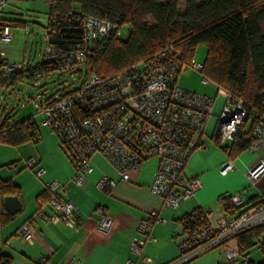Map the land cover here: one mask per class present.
Listing matches in <instances>:
<instances>
[{
  "label": "built area",
  "instance_id": "2783aa9c",
  "mask_svg": "<svg viewBox=\"0 0 264 264\" xmlns=\"http://www.w3.org/2000/svg\"><path fill=\"white\" fill-rule=\"evenodd\" d=\"M6 4V0H0V14ZM66 19L79 25L80 37L58 42L55 38L57 28L52 35L46 33V48L40 65L10 64L0 49V89L3 81L20 72L29 76L35 86L41 79L77 68L83 73L88 61L99 56L112 38L120 37L118 23L112 20L80 12L69 14ZM26 30L31 31L29 25H26ZM11 40L10 24L2 25L0 44ZM202 68L203 64L195 59L190 64H175L169 49H166L114 76L102 77L91 70L81 85L71 91L60 95L49 92L30 94L25 103L32 102L37 106V114L41 115L40 126L33 117L26 119L38 129L46 127L57 134L60 147L74 166L73 182L79 186L93 170L91 159L95 154L103 155L127 181L130 179L129 170H140L143 162L157 157L159 165L151 192L162 198L164 206L176 209L201 186L199 177L188 178L184 170L191 154L204 148L201 138L216 102L215 97L180 86L178 78L183 69L201 71ZM204 82L213 83L207 78ZM216 87L217 93L224 98L216 139L218 146L224 148L235 140L240 127L248 119V113L242 100H235L229 91ZM16 123L12 118L9 120L10 127ZM252 136L254 141L249 149L256 150L264 144V116L254 123ZM25 165L37 176H42L45 171L35 157L28 158ZM233 169V163L227 161L222 165L221 173L226 175ZM263 174V161L257 162L246 173L251 181L258 180ZM115 184L114 180L103 176L97 186L106 189ZM69 192L68 183L58 180L47 182L45 203L50 212L40 208L36 216L52 223H64L70 228L76 227L79 208L69 197ZM217 200L226 210L217 226L209 222L207 213L200 208L188 214L185 238L179 243L180 256L172 264L191 261L216 246L225 247L226 260L220 264H251L249 258L230 248L227 241L243 231L264 225V194L246 205L238 194L221 195ZM1 209L0 193V212ZM199 216L203 217L201 221ZM165 221L159 210L148 213L138 227L145 239H134L130 248L138 258L124 264L150 261L142 253V248L147 241L155 240L151 234L152 224ZM114 224L115 219L104 214L96 229L109 234ZM36 226L34 219L29 220L17 234L26 242L33 243Z\"/></svg>",
  "mask_w": 264,
  "mask_h": 264
},
{
  "label": "crops",
  "instance_id": "0c3cea01",
  "mask_svg": "<svg viewBox=\"0 0 264 264\" xmlns=\"http://www.w3.org/2000/svg\"><path fill=\"white\" fill-rule=\"evenodd\" d=\"M1 17L9 22L15 19L5 17L3 13ZM211 88L207 86L199 92L214 98ZM221 108L215 105L201 138L204 148L195 150L185 166L186 176L199 177L201 186L176 209L164 206L162 198L151 192L159 165L157 157L143 162L140 170H129L130 179L127 181L103 155L95 154L91 159L93 170L86 175L84 184L79 186L73 182L75 169L72 162L57 142L53 147H47L40 128L38 142L29 140L16 147H19L21 156L23 153L26 157L30 155L29 158L39 157L40 166L45 170L43 175L37 176L32 170L12 171L9 175L0 172L2 180H10L18 186L17 192L7 191L1 195L0 254L9 256L12 264H40L41 261L45 264H124L138 258L130 248L134 239H145L138 230L140 222L152 210H159L166 221L152 224L151 234L155 240L147 241L142 248V253L150 259L144 264L176 262L180 256L179 243L186 234L183 223L185 215L200 208L207 213L209 222L217 226L218 220L226 213L217 200L219 196L238 194L246 205L264 194V174L256 181L249 180L246 175L257 162H264V144L256 150L247 149L232 156L230 150L219 147L216 131ZM250 124L251 120H248L244 128H249ZM28 145H34V148L28 150ZM18 161L14 160L13 163L16 165ZM227 161L233 163L234 169L223 175L221 167ZM103 176L116 184L106 189L99 188L97 183ZM52 179L68 183L70 187L69 197L79 208L78 224L74 228L36 216L40 208L50 212L45 203L46 183ZM104 214L115 219L109 234L96 229ZM33 219L37 225L34 241L28 243L17 233L25 222ZM227 245L249 258L251 264L264 261L259 242L241 250L235 237L229 239ZM70 259L73 262H69ZM225 260V247L216 246L183 264H220Z\"/></svg>",
  "mask_w": 264,
  "mask_h": 264
},
{
  "label": "trees",
  "instance_id": "16d2710c",
  "mask_svg": "<svg viewBox=\"0 0 264 264\" xmlns=\"http://www.w3.org/2000/svg\"><path fill=\"white\" fill-rule=\"evenodd\" d=\"M51 6L46 33L58 42L80 37L75 22L66 19L69 14L86 13L118 23L121 30L129 25L126 38H112L102 52L85 66L102 77L119 74L124 68L169 49L177 65L190 64L197 47H207L201 73L229 91L235 100H242L251 120L240 127L235 140L225 150L237 155L254 141L252 129L264 116V0H50ZM3 11L1 12V14ZM0 14V27L10 24ZM152 21V24L149 23ZM178 55V56H177ZM38 65L41 62H37ZM82 73V70L79 69ZM17 73L3 85L17 84L28 79ZM30 80V79H29ZM12 115L0 117V142L17 146L26 141L40 140L39 129L28 119L10 127ZM17 192L18 186L0 178V193ZM187 215L184 227L189 224ZM201 221L203 217L199 216ZM241 250L256 242L264 253V225L239 233ZM0 264H12L9 256L0 254ZM264 264V261L261 263Z\"/></svg>",
  "mask_w": 264,
  "mask_h": 264
},
{
  "label": "rangeland",
  "instance_id": "374dc122",
  "mask_svg": "<svg viewBox=\"0 0 264 264\" xmlns=\"http://www.w3.org/2000/svg\"><path fill=\"white\" fill-rule=\"evenodd\" d=\"M49 11L50 3L48 0L7 1V4L3 9V14L5 17L15 18L10 21L12 40L0 44V49L5 52V59L7 62L10 64H33L41 61L47 42L46 28L48 25ZM149 23L152 24V21L149 20ZM26 25L30 26L31 31L26 30ZM129 32L130 26H123L120 31V37L123 39L128 37ZM206 55V45L200 44L195 53V60L203 64ZM78 70L79 68L51 78L41 79L38 86H35L34 81L29 79H21L16 85H3L0 89V117L3 118L10 114L12 115V119L16 122L33 117L36 124L40 126L41 115L37 114V106L32 102L25 103V101L28 100V96L37 92H49L51 95H60L71 91L73 88L79 87L86 77L87 69L84 67L83 73ZM204 78L206 77L200 71L194 69L186 71L183 69L179 74L178 83L180 86L196 92L205 89L207 86L209 88L212 87V94H214V97H216L217 100L215 105L219 108L220 106L223 108V96L217 93V87H215V84L205 83ZM22 103H25V107H22ZM40 128L43 135V141L47 147H53L56 142L59 144V138L56 133L46 127ZM33 146L28 145V150L33 149ZM29 157L30 155H27L26 157L23 153L21 156L19 147L0 142V172L3 175H9L12 171L13 173L17 171H31L25 165V161ZM14 160H19L16 165L13 163ZM152 162L154 163L155 160ZM34 176L37 177L35 174Z\"/></svg>",
  "mask_w": 264,
  "mask_h": 264
},
{
  "label": "water",
  "instance_id": "95a60500",
  "mask_svg": "<svg viewBox=\"0 0 264 264\" xmlns=\"http://www.w3.org/2000/svg\"><path fill=\"white\" fill-rule=\"evenodd\" d=\"M216 134H218V130L216 131Z\"/></svg>",
  "mask_w": 264,
  "mask_h": 264
}]
</instances>
